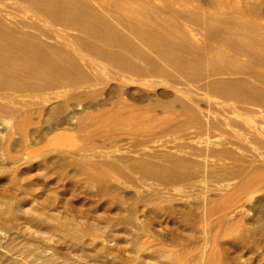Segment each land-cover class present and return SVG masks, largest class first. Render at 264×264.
<instances>
[{
    "label": "rangeland",
    "instance_id": "374dc122",
    "mask_svg": "<svg viewBox=\"0 0 264 264\" xmlns=\"http://www.w3.org/2000/svg\"><path fill=\"white\" fill-rule=\"evenodd\" d=\"M18 1L0 0V11L10 6L20 9L5 17L16 22L19 31L43 42L48 53L52 48L57 49V61L64 63L75 74L87 72L93 76L77 87H66L64 84L67 82L55 77V81L46 88L13 94L14 86H10L0 91V264H264V168L260 169L264 167L261 164L264 161L256 160L258 154L264 155V147L246 140V136L230 124L227 126L223 116L216 113L217 107L226 108L222 104L224 99L216 98L201 88L204 82L212 79L206 78V73L213 70L224 73L213 78L236 77L234 72L225 68V61L235 59L237 62L238 59L237 63L248 62L246 65H249L251 59L237 55L224 43L223 35L211 37L207 34V26L195 24L191 19L189 22L179 15L180 10H186L203 18L227 16L232 22L245 21L264 29V0H158L160 4L157 0H116V3L103 0L109 5L107 12L97 6L102 4V0H86L97 6L109 20H112L113 14L136 11L147 26L164 24L167 30H171L173 26L170 24H174L171 36L186 38L190 43L187 50L174 53L198 63V68L204 72L201 77L206 79L196 77L188 83L184 76L178 75L151 53L147 43L143 44L145 40L160 44L149 32L142 39L130 34L129 31L140 26L141 22L112 21L120 29L122 25L126 26L129 30H123V33L150 54L176 82L163 78H152L148 82L133 80L137 78L107 63L95 61L85 52L82 42L68 40L46 17L30 11ZM157 10L160 14H153ZM239 32L242 33L243 29ZM69 33L86 43L92 42L82 33ZM163 48L170 50L167 45ZM73 60L83 64L80 71L73 65ZM31 63L46 71L38 61ZM145 67L149 69V66ZM257 68L264 72V66ZM1 78L7 81L10 77ZM30 78L34 84L42 83L40 78ZM244 78L248 84L264 88L256 76L244 75ZM15 81V84H21L20 80ZM122 89L128 94L124 96L125 103H116ZM90 91H95L93 96L77 104L80 110L95 114L85 118L81 126L77 125L75 118L66 120V113L77 107L76 102L68 101L69 96L75 92ZM174 98L188 103L195 110L208 113L210 121L220 122L222 128L229 132L223 136L231 137L242 147L225 145L227 148L245 160L252 161L254 158L256 162L242 164L243 168L247 166L240 180L214 183L208 173L210 164H205L213 159L203 161L204 158L198 154L204 153L207 148L205 143L213 139V134L220 132H215L205 122L202 123V131L198 132V127L190 123L191 113H180L178 102L169 104ZM214 105L217 106L215 109ZM247 105V111L243 107V111L234 109L227 115L238 121H241L240 118L247 120L248 125L264 133V123L258 126L252 122L254 118H264V107ZM209 106L213 109L209 110ZM247 107L252 111H248ZM99 110L103 112L98 116ZM13 114L18 119H26L25 134H19L13 127L3 130ZM175 114L181 118L174 119ZM202 120L208 119L203 117ZM179 123H185L186 130L173 132V125ZM10 124L15 125V121ZM148 125H157V130H161L148 133L130 131L134 126ZM102 135L115 137L110 142H102ZM20 141H23L21 145ZM181 143L188 148L185 145L180 147ZM169 154L203 164H190L187 171L191 177L186 180L165 182L131 171L128 164L121 161L141 155L144 159L171 167L169 163L156 159V156ZM255 155L258 157L255 158ZM108 163H114L126 175L113 172V164ZM226 163V168L232 165L228 161ZM83 166L94 168V172L104 171L108 181L105 179V183L99 185L90 181L80 172ZM174 170L180 171L178 168ZM239 184L243 190L235 200L225 202L222 211L211 216L204 215L205 203L218 202ZM223 185L224 190L219 189ZM115 192H119L118 196ZM109 195L114 198L111 200ZM152 202L166 206L158 212L152 209ZM198 202L201 204L195 208ZM12 205L13 209L8 212L5 207ZM187 211L190 212V222L182 224L180 218ZM68 231L73 232L80 243L79 240L75 242ZM190 234L192 239L187 240ZM238 234H242L243 238Z\"/></svg>",
    "mask_w": 264,
    "mask_h": 264
},
{
    "label": "bare ground",
    "instance_id": "6f19581e",
    "mask_svg": "<svg viewBox=\"0 0 264 264\" xmlns=\"http://www.w3.org/2000/svg\"><path fill=\"white\" fill-rule=\"evenodd\" d=\"M19 1L22 4H24V6L27 7L30 11L32 12L34 11L36 13L39 12V14L43 15V17H46L53 24V26L58 28V30L61 31L66 38H68V40H71L77 43L79 42L80 44L82 42L85 46L83 48L85 49V52L89 54L90 56H92V58L95 61L107 63L108 65L116 67L120 72L127 73L128 75L134 76L135 78H137L133 80H137L141 82H148L152 78H163L166 80L176 82V79H174L172 75H169L168 73L166 74L164 70L156 64V62L152 59L150 54L144 51L140 46L135 44L132 40H130L123 33V30H127V31L129 30L127 29L126 26L122 25L123 29L122 28L120 29L113 24L112 22L113 20L117 23H121V22L139 23L141 22L140 26H138L137 28H132L133 30L129 31L130 34L134 36L135 38L140 37L142 39L144 34L146 32H149V34L155 39H157L160 44L158 43L155 44L152 42L150 43L149 41H146V40L143 42V44L147 43L151 48L150 52L153 53L158 58H160L161 60H163L166 63V65L172 67L173 70L178 75L184 76L187 83L192 82L193 79H195L196 77L199 78L204 74L202 69L198 68V63L188 60L187 58L174 53V51H177V50H184V49L187 50L190 46L189 45L190 43L188 42L186 38L181 39V38H174L173 36H171L172 31L175 28L174 24H170V26H173L171 30L169 29L167 30L164 27V24L156 25V26L154 25L147 26L146 22H143V20L139 18L140 15L136 11H125L121 15L113 14L114 17L112 18V20H109L108 18H106L105 14L100 12V10L107 12L109 8V5H107V2L103 0H102V4L97 5L95 3L100 8V10H98L97 6H94L92 3L86 0H19ZM109 2L110 0L108 1V3ZM113 2L116 3L117 1L113 0ZM16 11L19 12L20 9H16L12 6L7 7V8L5 7L2 12L0 11V91L10 86H14L13 94H16L17 92L19 93L20 91H23V90L29 91L33 89L46 88L48 85H51L52 82L55 81V77L58 79H61L62 81L67 82L66 84H64V86L66 87H70V86L77 87L78 85L84 82H87L89 81V79L92 78L93 75L88 74L87 72L86 73L81 72L79 75L75 74L72 70L67 68V66L64 63H60L57 61L55 57V54H57L58 52L57 49L52 48V51L48 53V49L46 48L47 46L43 42L39 41L38 39H36L29 33H26L24 31H19L17 29L18 27H16L17 25L16 22L9 21L8 18L5 17L6 14L9 16L10 14L11 15L15 14ZM157 12L159 13V11L157 10L153 14H157ZM179 13H180L179 15H182L184 19L186 18L188 21L189 19H191V21L195 22V24L200 23L202 25L207 26L208 28L207 34L209 36L219 38L223 35L224 43L230 49L236 51L237 55L239 56L247 58L248 60L251 59V62L249 65H246L248 64V62H246V64L237 63L238 59H237V62L235 59H230L229 61H225V64H224L225 68H227L229 71L231 70L232 72H234V75H236V77L228 78V79L213 78L220 74H224L220 72V70L219 71L213 70L209 73H206L207 74L206 78H212V79L207 82H204L205 84L203 83L201 85V88H204L208 94L215 96L216 98L224 99L222 101V104L226 108L220 107V106L217 107L216 105H214L215 106L214 109L217 107L216 110L218 111L216 113L223 116V118L225 119L224 121H227V126L230 124V126H233V128H237L238 130H240V132L246 136L245 137L246 140L253 142L254 144H256V146L258 145L260 148L264 147V133L260 132L258 129L254 127H251V125H248L247 124L248 121L246 120L247 121L246 122L244 119L238 117L239 115H236L235 117L240 118L241 121H238L239 119L235 120V118L234 119L232 118L233 116L231 117L230 115L229 116L227 115L228 113H230L231 110H234V109L236 110L239 109L241 111L245 109V111H247V109L245 108V105L247 104H248L247 106L254 104L258 107H264V88L248 84L246 80H244L246 79L244 78V75L246 76L254 75L256 76L257 78L256 80H258V82L264 84V72L259 71V69L257 68V66H260V65L264 66V29H262L259 26H254V25L252 26L250 23L245 22V21L244 22L243 21L242 22H237V21L232 22V19H230V17H227V16L223 18H219L216 16L203 18V17L198 16L197 14H194L192 11L180 10ZM231 24H232V27L230 28H233L235 32L231 31V29L228 27V26H231ZM242 29H243V32L240 33L239 31ZM69 31H74L76 33H82L84 36L91 38L92 42L86 43L82 39H79V37H77L76 35L70 34ZM165 45H167L170 50L164 49L163 46ZM106 47L110 49H106ZM116 49H122L124 52H118ZM131 58H134L135 60L139 61L141 64L137 61L132 60ZM34 60L42 64V66L46 69V71H43L38 66L31 63V61H34ZM248 60H245V61H248ZM72 63L74 66H77L78 68L77 70L80 71L83 64L80 62H75L74 60ZM146 65L149 66V69L145 67ZM48 69L51 72L50 75H48ZM1 76H9L10 78L6 79L7 81H5L3 80V78H1ZM21 76H23L24 78L23 79L19 78ZM30 76L40 78L42 83L34 84ZM94 77L96 78V76ZM201 78L203 80H206L203 77ZM121 79H123V77ZM15 80H17L18 82L20 80L21 84L20 85L15 84L14 83ZM124 80L126 79L124 78ZM152 82L154 81H151V83ZM94 93L95 91L94 92L90 91L86 93L75 92L69 96L68 101L69 102L74 101L77 104L82 99H87V98L92 97ZM125 95L127 96L128 94L124 89H122L118 97L116 98V103H125V97H124ZM176 102H178V107L181 110L180 113H186V114L191 113L190 123H193L192 126L196 125L198 127L197 128L198 132L202 131L203 129L202 123L205 122L204 124L205 125L207 124L206 126H209L213 130L215 129V132L218 130L217 132L221 133V134L220 133L213 134V137H212L213 139L205 143L207 147L205 150L206 151L208 150V151L206 152L204 150L205 151L204 153L200 152L198 154L199 157L201 156L204 158V159L202 158L203 161L208 158L213 159V161H211L210 163H205V164H210L209 165L210 169L208 173H210V175L214 179V183L216 181L217 182L216 184L218 183L223 184L233 179L240 180V178L243 177L245 168L247 166L245 165V167L243 168L242 164L243 163L251 164L252 162H256V161H253L254 158L252 161L245 160L243 156H241L240 154L239 155L236 154L229 147L227 148L225 145H231V146L233 145V146H236L237 148H242V147H240L238 143L235 142L231 137L230 138L226 136L224 137L223 135H228L229 132L225 131L224 127L222 128L223 125L221 126L220 122L215 121V120L210 121L209 120L210 116L208 113L200 111V110H195L188 103L178 100L177 98H174L173 100H171L169 104L173 105ZM84 108L86 109L88 107L84 106ZM208 108L209 110L213 109L212 106H209ZM250 110L248 108V111ZM254 110L255 109H253V111ZM261 110L262 109H260V112ZM102 112H103L102 110L101 111L99 110L97 112L98 116L101 115ZM94 114H95L94 112L86 113L84 109L80 110L77 104L76 108H72L66 113L65 118L66 120H71L75 118L77 120V125L81 126L85 118H88L89 116L91 117ZM104 114H107V112H105ZM175 115L176 117L173 116L174 119H176L177 117L178 118L180 117L177 114ZM255 115H253V117ZM203 117H205L208 120L203 121L202 120ZM168 119H171V118H168ZM252 120H253L252 122L256 123V125L258 124V126L264 123V118L262 117L261 119L254 118ZM12 121H15V125L10 124V122ZM25 121H26L25 118L18 119L16 114H13L10 117V120L8 123L9 125L7 124L4 127L1 125V127H3V130L5 131L13 127L14 129L17 130L19 134L23 135L25 134V129H26ZM93 123H97V122L93 121ZM186 123H189V122H186ZM190 125L191 124H189L188 126L192 127ZM224 125H225V122H224ZM158 128L159 127L157 125H151V126L148 125L145 127L134 126L132 130L130 131L131 133H148L151 131H155ZM186 128L187 127L185 123H179V124L173 125V128L171 130L173 132L175 131L181 132L183 131V129L186 130ZM220 128L222 131H220ZM114 137L115 135H102L101 139H102V142H110L112 139H114ZM21 142L23 141L19 142L20 145H21ZM184 145H185L184 143H181L180 147L184 148ZM213 147L216 149L218 147L219 149L214 150ZM191 150H194V149H191ZM258 155H259V158H258L259 160L258 159L256 160L259 162L264 161V155L262 154L261 155L258 154ZM258 155L257 156L255 155V158H257ZM140 156L138 155V157L137 156L127 157L121 161L125 164H128V167L129 169H131V171L134 170V171L141 173L142 176L144 177L146 176L147 178L149 177V178H153V179H157V180H161L165 182L186 180L191 177V174L187 171L190 164H196V166L198 164H203V163L196 162V160L195 161L188 160L185 158L177 157L172 154H169V156H163V157L156 156V159L158 161L169 163L171 167H168L164 165H159V163L152 162ZM153 159L154 158L152 157V160ZM225 160L230 162L228 163L229 165L230 164L232 165L226 168L227 163ZM108 164H113L111 165L113 172L115 170V173L117 171L120 174L122 173V175H126L125 173H123L124 170H121L122 171L121 172L119 170L120 167H118L117 169L116 168L117 166L115 165L116 166L115 167L114 163H108ZM261 164H264V163L261 162ZM174 168H178L180 169V171H176L174 170ZM262 168L264 167H260V169ZM207 169H206V172L208 171ZM80 172L85 174V176L89 178L90 181L95 182L98 185L102 184L105 181V179L106 181H108L107 174L104 171L99 170V171L94 172V168L89 167V166H83ZM108 185L110 184H107V186ZM222 187H225V185L220 186L219 189H223ZM235 187L236 188L232 193L230 192L229 195L219 200L218 202H214L211 204L205 203V205L203 206L204 215L211 216L214 213L222 211L224 209L223 205L225 202L228 203V202L235 200L238 197L239 192L243 190V187L241 188L240 184L239 186H235ZM247 187L249 186L247 185ZM112 193H110V195H112ZM115 193H116V196H118L117 193L119 192H115ZM105 194H107V192ZM110 195H109V198H110ZM112 196L110 198L111 200L114 198V197L112 198ZM102 197H105V196H102ZM117 200L119 201L118 198ZM122 201L123 200L121 199L120 202ZM117 203L118 202L116 201V205H118ZM123 204L125 203L123 202ZM200 204L201 202H198L195 204L194 207L198 208ZM107 205H110V204L107 203ZM165 206L166 204L162 205V203L160 202H154V203L152 202V209L158 210V212L164 209ZM5 208L9 212L13 209V205L12 207L7 206ZM4 209H2L1 211L3 212ZM169 209L167 210L169 211ZM189 213L190 212L188 211L185 212L183 217L180 218L182 224H188L190 222V221L188 222ZM67 233L68 235H70V237H72V239L75 242L79 240L77 237H74L73 232L68 231ZM238 237L243 238V235L238 234ZM186 238L187 240H191L192 235L190 234ZM79 243H80V240H79Z\"/></svg>",
    "mask_w": 264,
    "mask_h": 264
}]
</instances>
